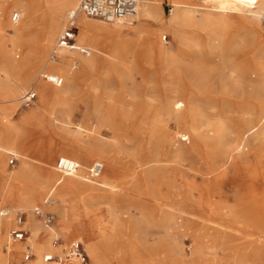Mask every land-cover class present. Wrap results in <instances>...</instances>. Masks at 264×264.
<instances>
[{
  "label": "rangeland",
  "instance_id": "rangeland-1",
  "mask_svg": "<svg viewBox=\"0 0 264 264\" xmlns=\"http://www.w3.org/2000/svg\"><path fill=\"white\" fill-rule=\"evenodd\" d=\"M79 1L62 9L53 41L42 50L46 15L61 0H0V132L11 121L18 139L12 149L29 159L11 166L15 155L2 158L0 207L13 215L0 221V264L43 261L47 251L36 247L35 257L25 261V248L14 251L8 234L16 213L26 211L27 222L44 198H55L49 193L61 177L68 189L58 192L54 205L55 230L65 244L59 247L82 241L91 264H100L99 257L108 264H264V177L248 173L257 170L264 135L243 128L264 104V16L225 12L205 0H147L159 18L135 17L128 25L84 17L79 29L84 20L99 27L80 42L92 53H74L76 80L59 74L65 84L57 88L41 76L51 73V53ZM176 4L190 23L173 28ZM15 13L22 16L18 24ZM29 91L37 98L21 108ZM216 112L222 122L209 119ZM210 125L222 127L214 139ZM230 132L241 136L250 156L234 163L238 176L212 169L211 150ZM60 158L80 164L75 177L58 172ZM95 161L105 169L89 182L86 169ZM21 167L33 172L35 182L48 183L30 206L4 198L3 182ZM247 190L257 193L255 201L243 197ZM82 212L95 219L96 235L67 237L68 226L83 222ZM3 223L11 225L6 235ZM32 223L37 241L48 243L50 232ZM27 229L33 236V226Z\"/></svg>",
  "mask_w": 264,
  "mask_h": 264
},
{
  "label": "bare ground",
  "instance_id": "bare-ground-1",
  "mask_svg": "<svg viewBox=\"0 0 264 264\" xmlns=\"http://www.w3.org/2000/svg\"><path fill=\"white\" fill-rule=\"evenodd\" d=\"M73 1H76V0H61V2L50 6L49 12L46 15L47 16V20H46L47 22L44 24L43 35L39 40V49L46 50L51 45V43L53 41V35L55 34V31L58 27L59 13L62 11V9L66 5H68L70 2H73ZM205 1L216 4L218 8H220L221 10H223L225 12H226V10H234V11H240L241 12V11H245L247 9L248 12L252 13L256 19L264 16V0H205ZM142 4H144V7H142V10L139 11V7H140V4H139L138 11H137V14L135 16L131 17L130 19H128L126 21H122L118 24H125L126 23L128 25H132L135 17H138V18L149 17L151 19L159 18L161 13L156 11V7L152 6V4L149 1L144 0L142 2ZM77 6H78V3H76L74 5L72 10L77 9ZM176 7L179 9H178V12H177L175 18L173 19V28H176V27L181 26V25L186 24V23H190V19L188 18V16L185 13L181 12L182 6L180 7L179 4H176ZM252 8L256 9V11H253ZM81 17H79V26H80V18ZM97 29H99V27H97L96 25L91 24L85 20L82 21L81 27L79 29V35L77 36L78 43L80 44V42H84L86 40H89L92 37V32L97 30ZM100 29H102V28H100ZM70 54H71V56H70ZM70 54L67 53L66 56H63L62 62L59 61L60 63L59 62L52 63L49 60V62H48L49 71L51 73L63 74V75L71 76V78H74L75 74H74V72L71 71L72 62L74 61L72 55H74V53H70ZM63 61H64V65H65V70L62 73L60 67L63 65L62 64ZM74 80H76V78H74ZM210 118L211 119H218L220 122L223 121L222 120L223 117L220 116L217 112L210 115L209 119ZM250 119H252V118H250ZM250 119L243 121V128L246 129L245 133L247 134L248 132H250L254 129L256 130V128H257L258 129L257 135L259 137L264 135V104L260 105L258 113L255 117V120H250ZM4 123L6 126L5 129H7V131L0 132V140L1 141L6 140L5 144H7L9 147L3 146L2 143H4V142H0V166L2 164V158L4 157V155H15L16 157H18L20 159L21 158L24 159V162L29 161V159L26 156H22L18 153H15L14 150L12 149V145L15 142L17 143V141H18L17 137L13 135V129L15 128V126L8 119H6ZM208 129H209L208 130L209 133L213 134V136H211L210 139H214L215 136L219 134L218 130H222V127H221V125L219 127L217 125H210ZM226 131H228V130H226ZM230 133L231 134L229 136L226 135L224 137L223 143L221 146L213 148L211 150L212 169H213V173H217V172L220 173L221 172L220 174H223L224 176H227L230 173V171L233 170L234 175L238 176V175H240L241 172L239 171L240 170L239 166H236V167L233 166L234 163L237 160H239V161L242 160L243 158L249 159L250 156H249V152L244 153V151H243L244 148H241V136L234 134L233 132H230ZM241 133H242V131H241ZM79 145H80V143H79ZM66 159H69V158H66ZM78 160H80V158ZM257 162H258L257 170H253L254 173H251V171H249L250 170L249 169L248 173L250 175H253L254 177H257V174L258 175L261 174L264 177V150H263V152H261L257 156ZM76 163H78V162H76ZM259 169L261 170V172L258 171ZM13 172H15V171H13ZM116 173H118V172L116 171ZM75 176H76V174L72 175V176H65V177H75ZM102 176H103V173L101 174V176L99 178H101ZM130 177H132V176H130ZM64 182H65L64 177H61L56 181L55 185L51 188V192L49 194L53 193V195L55 196V200L53 199V197H51L54 200V204L51 206H54L57 204L58 199H59L58 195H57L58 192H65L68 189V186L63 185ZM3 183H4L3 184L4 198L8 199L10 201L13 200L16 203H21V204H24L26 206H30L32 203L36 202V200H38V198H40L41 191L48 187V183L45 184V183L35 182L33 180V172L29 168H24V167L19 168L15 173L7 176L5 182H3ZM17 188H19V189H17ZM54 189H56V190H54ZM54 193L57 195V197ZM215 193H217V192H215ZM256 194L257 193L254 190H247L243 193V195H244L243 197L252 202V201H255L252 199L255 198ZM45 200L43 202V207H42V208H44V210H46L48 207H50L48 205H44ZM65 201H67V199H63L62 203H65ZM210 201H211V199H210ZM205 204L208 205L207 203H205ZM209 204H211V203H209ZM201 206H202V204H201ZM7 210L10 211L13 215V212L11 209H7ZM23 212H26V211H23ZM33 215H34V212H33ZM80 216L83 218V222H76L74 225L68 226L69 228L67 229L68 233H66V236L67 237L68 236L69 237L74 236L80 231L87 233L91 237L95 236L96 235V232L94 231L95 219L92 218V216H90L89 214L84 213V212L79 213V217ZM32 222H34V221H32ZM32 222H29L27 224L29 227L31 226V229L33 226V229H32L33 236H30L29 240H28L29 243L32 244V248L34 249V247H36L40 251L46 250L47 252H51V253L61 252L62 249L60 247H53L51 241H49L48 243H40L39 241H37L39 229ZM10 226L11 225H8L5 223L1 224V230H2L1 235L8 234V229L10 228ZM105 229H107V228L105 227ZM99 234H100V237L103 236V232L100 231ZM2 242L3 241L1 240L0 244ZM26 244L27 243H16V244L12 245V249L13 250L16 249L17 251H20L26 247ZM263 244H264V242H263ZM101 247H102V245H101ZM107 248H109V247L107 246ZM118 251H120V250H118ZM94 253L96 256V254H98L97 250H94ZM122 257H124V256H122ZM99 258H100V264H108V261L105 257H103V258L99 257ZM32 264H44V263H43V261L41 262L40 259H37ZM74 264H78V263H74Z\"/></svg>",
  "mask_w": 264,
  "mask_h": 264
},
{
  "label": "built area",
  "instance_id": "built-area-1",
  "mask_svg": "<svg viewBox=\"0 0 264 264\" xmlns=\"http://www.w3.org/2000/svg\"><path fill=\"white\" fill-rule=\"evenodd\" d=\"M139 0H80L77 9L71 10L66 16L65 25L58 38V41L51 53L50 61L56 63L61 61L63 53L72 52L82 55H91L92 49L82 46L78 43L79 17H85L90 20L100 21L108 24H117L126 21L137 14ZM22 19L20 13H15L12 21L18 24ZM65 51V52H64ZM43 80L60 88L65 84L64 78L56 73L43 74ZM37 98L34 91L27 92L21 99V108L29 107ZM18 157L12 156L10 165L14 166ZM81 169L80 165L74 160L60 158L57 162V170L65 176H72ZM105 169L104 163L95 161L86 170V179L89 181L97 180ZM54 200L48 197L44 205L51 206ZM12 215L10 211L0 207V221ZM25 212H18L14 215L15 226L9 231V240L11 243H27L24 249L25 261H31L34 257V250L29 243V230L26 228ZM34 216L39 220L45 229L52 232V246L59 247L64 244L62 238L54 232L56 224V214L52 211H46L44 208L34 210ZM54 232V233H53ZM44 264H91V260L84 244L80 240L72 241L66 245L61 252H46L43 255Z\"/></svg>",
  "mask_w": 264,
  "mask_h": 264
},
{
  "label": "crops",
  "instance_id": "crops-1",
  "mask_svg": "<svg viewBox=\"0 0 264 264\" xmlns=\"http://www.w3.org/2000/svg\"><path fill=\"white\" fill-rule=\"evenodd\" d=\"M82 18H84V17H81L80 19H82ZM78 40V39H77ZM61 61H62V59H61ZM60 61V62H61ZM59 62V63H60ZM91 166V165H90ZM89 166V167H90ZM87 170V169H86ZM47 198V197H46ZM46 198H44V200L46 199ZM54 198V197H53ZM55 199V198H54ZM44 200H43V202H44ZM43 202H42V205L41 206H43ZM47 211H52V212H56L57 211V209H55L54 208V206H50V207H48L47 209H46ZM30 216H29V219H28V221L30 222V220L33 218V220L35 221V222H38L39 224H40V222L35 218V216L33 215V213H32V215L31 214H29ZM27 221V222H28ZM27 222H26V224H25V226H26V228L28 227V225H27ZM48 232H50V231H48ZM54 232L57 234V233H59V232H57V230H55L54 229ZM53 232V233H54ZM52 237H53V234H52V232H50V237L49 238H51L52 239ZM47 240H49L50 241V239H47ZM63 245H65V244H63ZM62 245V246H63ZM34 250V249H33Z\"/></svg>",
  "mask_w": 264,
  "mask_h": 264
}]
</instances>
